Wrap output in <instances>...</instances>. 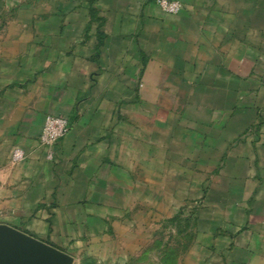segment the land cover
<instances>
[{
  "label": "crops",
  "instance_id": "obj_1",
  "mask_svg": "<svg viewBox=\"0 0 264 264\" xmlns=\"http://www.w3.org/2000/svg\"><path fill=\"white\" fill-rule=\"evenodd\" d=\"M172 1L0 0V224L63 251L160 192L210 264H264V0Z\"/></svg>",
  "mask_w": 264,
  "mask_h": 264
},
{
  "label": "rangeland",
  "instance_id": "obj_2",
  "mask_svg": "<svg viewBox=\"0 0 264 264\" xmlns=\"http://www.w3.org/2000/svg\"><path fill=\"white\" fill-rule=\"evenodd\" d=\"M176 200L166 208L160 192L148 201L139 192L136 200L124 199L105 224L95 220L60 248L73 264H210L193 209L178 210Z\"/></svg>",
  "mask_w": 264,
  "mask_h": 264
},
{
  "label": "water",
  "instance_id": "obj_3",
  "mask_svg": "<svg viewBox=\"0 0 264 264\" xmlns=\"http://www.w3.org/2000/svg\"><path fill=\"white\" fill-rule=\"evenodd\" d=\"M0 264H73V257L20 230L0 224Z\"/></svg>",
  "mask_w": 264,
  "mask_h": 264
},
{
  "label": "built area",
  "instance_id": "obj_4",
  "mask_svg": "<svg viewBox=\"0 0 264 264\" xmlns=\"http://www.w3.org/2000/svg\"><path fill=\"white\" fill-rule=\"evenodd\" d=\"M158 7L168 15L179 14L184 6L180 1L156 0ZM70 132V125L67 118L62 116L49 115L46 117L42 133L39 137V144L42 148L48 150L47 158L54 160L55 155L52 148ZM27 156L24 150L15 148L11 153V162L19 164L26 160Z\"/></svg>",
  "mask_w": 264,
  "mask_h": 264
}]
</instances>
